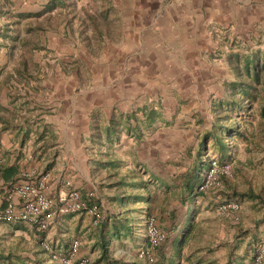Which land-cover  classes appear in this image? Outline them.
Listing matches in <instances>:
<instances>
[{"label": "crops", "instance_id": "1", "mask_svg": "<svg viewBox=\"0 0 264 264\" xmlns=\"http://www.w3.org/2000/svg\"><path fill=\"white\" fill-rule=\"evenodd\" d=\"M32 2L35 14L46 0ZM177 2L173 12L162 0L99 1L100 65L92 75L102 84L97 93L79 86L90 83L86 64L84 74L77 68L59 74L47 68L56 59H39L32 61V71L22 56L29 45L37 56L53 53L70 60L69 68L73 61L88 64L97 49L76 20L58 31L46 23L20 31L25 21L53 20L55 10L15 26V41L8 43L13 50L0 49V197L22 172L47 175L49 196L56 198L70 186L88 204H99L103 218L93 227L84 213L56 215L44 232L0 221V264H6L1 263L6 256L14 264H58L42 245L65 255L74 239L80 241L74 264L81 258L88 264H262L256 261V247L264 242L260 189L235 175L218 190H198L210 160L220 161L212 143L199 151L201 135L212 128L207 115L224 98L221 85L233 80L226 56L223 64L211 55L217 50L213 37L228 25L225 32L234 36L229 29L237 23L248 28L251 21L258 32L260 0ZM110 3L119 11H107ZM24 62L27 74L18 71ZM123 114L131 116L126 129L118 140L105 141L101 134L109 120ZM234 140L228 141L232 170L241 167L253 179L247 166L253 159L232 149ZM192 177L189 193L186 183ZM227 200L240 205L237 220L217 212ZM150 217L167 234L152 261L139 257L148 249Z\"/></svg>", "mask_w": 264, "mask_h": 264}, {"label": "trees", "instance_id": "2", "mask_svg": "<svg viewBox=\"0 0 264 264\" xmlns=\"http://www.w3.org/2000/svg\"><path fill=\"white\" fill-rule=\"evenodd\" d=\"M76 3L77 0H47L40 12L23 14L12 11L8 8L11 6L9 0H4L0 3V49L10 47V50H13V46H8V43L15 41L12 33L21 20L38 18L55 10L75 6ZM79 25L82 27L89 25L94 33L100 32V23L95 15L87 13L84 17H80ZM31 30L28 28L27 32ZM226 61L232 71L233 80L221 85L224 98L211 105L209 114L212 128L201 135L199 151L206 150L208 144L212 143L220 162L231 165L232 156L229 153L228 141L232 137L235 138L236 144L240 142L249 159H258L257 154L264 152V51L229 53ZM26 65L24 62L22 70L18 71L27 74ZM207 105H209L208 101ZM151 117L153 119L157 117L155 111H152ZM130 118V115L123 114L117 119L109 120L105 131L101 134L105 141L112 143L118 140L121 130L126 129L125 124ZM196 121L198 124L202 123L198 117ZM240 123L249 124L250 129L243 128ZM193 179L192 177L191 182L186 183L189 193L194 190ZM2 262L14 264L7 256L1 260Z\"/></svg>", "mask_w": 264, "mask_h": 264}, {"label": "built area", "instance_id": "3", "mask_svg": "<svg viewBox=\"0 0 264 264\" xmlns=\"http://www.w3.org/2000/svg\"><path fill=\"white\" fill-rule=\"evenodd\" d=\"M2 162L0 161V168ZM233 178L231 165L221 163L217 159H211L206 169L203 180L198 188L200 192L215 191L221 188L225 179ZM47 175L36 176L32 172H22L20 178L5 187V194L0 197V221L22 222L34 226L38 231L44 232L49 228L56 215H69L84 213L91 220V225L97 227L102 221L103 215L99 204H88L80 192L73 189L67 183L68 189L54 198L47 194ZM1 187V178H0ZM240 211V205L235 201H223L217 207L220 215H233ZM146 235L148 249L140 251L142 259L154 260L155 252L166 242L167 234L157 224L154 217L147 221ZM43 249L49 253L52 261L58 264H74L78 254L80 241L74 239L68 252L56 253L47 244ZM256 261L264 264V242L256 247ZM87 258H81L79 264H88Z\"/></svg>", "mask_w": 264, "mask_h": 264}, {"label": "rangeland", "instance_id": "4", "mask_svg": "<svg viewBox=\"0 0 264 264\" xmlns=\"http://www.w3.org/2000/svg\"><path fill=\"white\" fill-rule=\"evenodd\" d=\"M34 1V0H33ZM47 1V0H46ZM99 1L101 0H77V3L75 4V6L72 7H67V9H63V10H58L57 13H55L54 19L53 20H44V22H38L35 19H31L28 22L25 21L22 23V28L20 29V31H27L26 29H28L27 27H34L37 28L38 26H40L42 23H46L47 26H49L50 24H53V28L56 29V31H58V29L60 28V26L65 22V27L68 26L69 28L71 27V23H73L74 20L77 21V23H79V18L80 17H84L85 14L89 13L91 15H95L100 23L101 18L98 15V11L100 10V3ZM103 1V0H102ZM112 1V0H111ZM179 0H162L163 6L165 5L166 7H169V10H173V12H175L176 7H178V2ZM11 6H9L8 8H11L12 11H20L23 14H32V11L35 10V2L33 3L32 0H13V1H9ZM123 3H129L132 2V0H122ZM119 7L118 5H114L112 3L109 4V8H107V11H111V13L115 12V10L117 9V11H119L118 8L115 7ZM7 8V9H8ZM122 8V5H121ZM260 21H258V25H259V31L256 32L257 29H252L254 26L253 22L251 21V23L248 24V28L246 27H240V23H237V27L233 26V29H229V30H233L234 33H236L234 36H228V32H225V30H227L229 28V25L226 27L227 29H223L221 30V35L219 38L217 37H213V40H216L215 43V47L217 48V50L212 49V57L215 58L218 62L222 61L223 64H225V56H227L229 53H235V52H240V50L242 51H250V50H261L264 51V0H260ZM121 16L124 17V13L121 12ZM177 17V16H176ZM170 20L171 21V17L166 18V21ZM46 21V22H45ZM246 24V23H244ZM243 25V24H242ZM241 25V26H242ZM232 26V25H231ZM80 27V26H79ZM247 30V31H246ZM81 31L83 32L84 35V31L87 33L88 36H86L89 40H88V44H92L93 46L96 47L97 51L95 52H91L90 53V59L88 60V64L87 63H83V64H77L76 61L72 62V64L70 65L73 68H69V63H71L70 60H65L62 57L56 56L55 54L51 53V55L49 56H37L38 53L32 52V50L37 51V49L35 48H31L29 47V45L26 46L25 50H21L22 53L24 51V54L27 59H28V63H30L29 67L32 71V61H37V60H45L47 59L48 61L52 62L56 59V61H54L50 66H47V68L50 70L52 68H54V70H57L58 72L60 71L59 69H61L62 72H64L65 74H67V72H71L73 71L75 68H77L78 71L82 70L83 74L85 72L84 67L85 64L88 65L86 68V70L88 71V79H89V84L83 83V85L79 84V86H83L84 90H88L89 92H95L97 93L100 89L99 86L102 85L100 83H98L96 81V78H92L93 73H95V70L97 69V66H99L100 61L98 60L99 56H100V48L97 46L96 44V39L94 38L96 35V33H94V30L91 26L88 25L84 26ZM109 31V36H111L110 33H112V31L110 29H107L106 32ZM21 33V32H20ZM19 33V34H20ZM255 36H254V34ZM257 33V34H256ZM27 34V32L25 33ZM229 34H231V31H229ZM253 34V35H252ZM228 37H231L232 41V50L229 51V46L227 48L226 47V41H230V39ZM92 41V42H91ZM215 42V41H213ZM29 43V41H28ZM100 46V44H99ZM236 49H235V47ZM237 50V51H236ZM18 53V52H17ZM215 55V57H214ZM17 58V57H16ZM58 64V66H57ZM68 66V67H67ZM56 68V69H55ZM47 72L44 70V75H46ZM60 74V72H59ZM85 76V75H84ZM232 79H233V75H232ZM115 86V83H111L109 85L110 90H112V87ZM116 89V87H115ZM76 91L78 89H75ZM114 90V88H113ZM220 91H222V89L220 88ZM187 102V101H186ZM207 119H208V123H210V119H211V115L208 112L207 115ZM240 126H242L245 129H250V125L249 124H242L240 123ZM235 141V140H234ZM230 143V146L233 148H237V153H241L242 157L244 158V156H247L246 152L244 151V148L240 145V142H238V146L236 147L235 143ZM211 149V148H210ZM257 156L259 157L257 160L253 159L251 161V163L247 164V166H249L251 168V173H252V178H249V174L248 176L244 174V170L239 167L238 170H235L233 167V179H235V175L239 176L240 178H237L239 180H241L242 182H245L247 185H249L250 187H254L256 190L260 189V198H264V152L257 154ZM246 173V171H245ZM240 182V181H239ZM257 184V185H256ZM208 192V191H207ZM262 203V202H261Z\"/></svg>", "mask_w": 264, "mask_h": 264}]
</instances>
